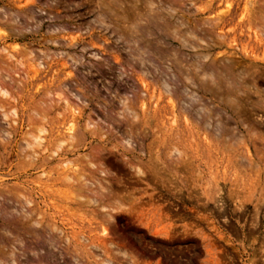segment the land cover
<instances>
[{
	"label": "rangeland",
	"instance_id": "obj_1",
	"mask_svg": "<svg viewBox=\"0 0 264 264\" xmlns=\"http://www.w3.org/2000/svg\"><path fill=\"white\" fill-rule=\"evenodd\" d=\"M263 6L0 0V264H264Z\"/></svg>",
	"mask_w": 264,
	"mask_h": 264
},
{
	"label": "bare ground",
	"instance_id": "obj_2",
	"mask_svg": "<svg viewBox=\"0 0 264 264\" xmlns=\"http://www.w3.org/2000/svg\"><path fill=\"white\" fill-rule=\"evenodd\" d=\"M160 3V2H159ZM154 5V4H153ZM155 6V5H154ZM153 7V6H152ZM263 8H264V6H263ZM256 9V8H255ZM262 9V8H261ZM149 10H150V8H149ZM159 10V9H158ZM154 11V10H153ZM257 11H258V9H257ZM251 13V12H250ZM256 16V15H255ZM260 16H261V14H260ZM260 16H258L259 18H260ZM258 19V18H257ZM252 21V20H251ZM254 21V20H253ZM261 21H262V18H261ZM263 22V21H262ZM208 23V22H207ZM264 23V22H263ZM207 25V24H206ZM250 26V25H249ZM260 26H262V25H260ZM260 26H259V28L258 27H256V28H258V29H260ZM263 27V26H262ZM200 28V27H199ZM250 28V27H249ZM263 30V29H262ZM256 31V30H255ZM261 31V30H260ZM263 33H264V30H263ZM255 34V33H254ZM261 34V33H260ZM191 35V34H190ZM258 35V34H257ZM264 35V34H263ZM256 36V35H255ZM193 37V36H192ZM263 37V36H262ZM9 72V71H8ZM6 74V73H5ZM9 80V79H8ZM12 81V80H11ZM2 84V83H1ZM19 84V83H18ZM168 91V90H167ZM4 92V91H3ZM10 94V93H9ZM171 94V93H170ZM193 102V101H192ZM188 105V104H187ZM185 108V107H184ZM241 134V133H240ZM219 137V136H218ZM72 139V138H71ZM39 143V142H38ZM34 144V143H33ZM39 145V144H38ZM67 166V165H66ZM75 176V175H74ZM77 178V177H76ZM79 180V179H78ZM70 181V180H69ZM88 182V181H87ZM95 184V183H94ZM99 184V183H98ZM100 185V184H99ZM88 187V186H87ZM108 189V188H107ZM99 190V189H98ZM92 194V193H91ZM101 198V197H100ZM103 198V197H102ZM1 199V198H0ZM119 204V203H118ZM22 212V211H21ZM24 214V213H23ZM28 215H30V213L28 214ZM15 218V217H14ZM24 219H26V218H24ZM28 231V230H27ZM8 232V231H7ZM11 233V232H10ZM16 239V238H15Z\"/></svg>",
	"mask_w": 264,
	"mask_h": 264
}]
</instances>
